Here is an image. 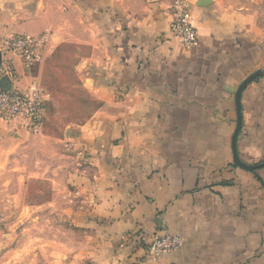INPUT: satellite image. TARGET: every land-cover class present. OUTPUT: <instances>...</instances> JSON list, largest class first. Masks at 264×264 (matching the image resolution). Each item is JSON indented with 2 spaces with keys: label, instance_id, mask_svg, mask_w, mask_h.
<instances>
[{
  "label": "crops",
  "instance_id": "crops-1",
  "mask_svg": "<svg viewBox=\"0 0 264 264\" xmlns=\"http://www.w3.org/2000/svg\"><path fill=\"white\" fill-rule=\"evenodd\" d=\"M188 2L190 49L169 35V0H0V90L39 86L5 50L10 36L45 35V52L89 50L79 77L100 108L63 139L76 147V224L92 264H264V169L239 168L231 150L235 93L264 71V0ZM240 103L238 158L262 163L264 72ZM38 134L0 118V176L25 169L32 142L53 139ZM165 234L181 245L153 262L147 247Z\"/></svg>",
  "mask_w": 264,
  "mask_h": 264
},
{
  "label": "rangeland",
  "instance_id": "rangeland-1",
  "mask_svg": "<svg viewBox=\"0 0 264 264\" xmlns=\"http://www.w3.org/2000/svg\"><path fill=\"white\" fill-rule=\"evenodd\" d=\"M15 37L21 36L6 40L7 52ZM45 45L39 46V59L29 66L16 56L27 75L38 74V85L48 95L41 132L53 139L32 142L23 157L25 169L0 176V264H92L87 231L76 224L81 204L70 180L77 172L76 147L63 139V132L76 133L100 108V101L82 87L79 77L78 55L86 56L89 50L62 43L45 52ZM64 148L68 158H59ZM59 160L63 171L44 175V168ZM28 174L33 177L28 179Z\"/></svg>",
  "mask_w": 264,
  "mask_h": 264
},
{
  "label": "built area",
  "instance_id": "built-area-1",
  "mask_svg": "<svg viewBox=\"0 0 264 264\" xmlns=\"http://www.w3.org/2000/svg\"><path fill=\"white\" fill-rule=\"evenodd\" d=\"M171 19L169 35L184 48L197 45L198 36L190 20L185 0H171ZM46 36L15 37L11 39L8 50L22 58L26 65L38 61V48L44 45ZM48 95L44 90L33 85L21 92L16 89L0 90V118L7 122L17 121L28 133L38 134L43 123L44 106ZM181 245L180 239L171 234L154 237L147 247L149 259L156 262L161 256L174 252Z\"/></svg>",
  "mask_w": 264,
  "mask_h": 264
},
{
  "label": "water",
  "instance_id": "water-1",
  "mask_svg": "<svg viewBox=\"0 0 264 264\" xmlns=\"http://www.w3.org/2000/svg\"><path fill=\"white\" fill-rule=\"evenodd\" d=\"M263 70H258L251 75H249L238 87L236 93H235V111H236V127L234 130V133L232 135L231 139V150H232V155H233V161L234 163L241 169L247 171V172H255L260 169H264V162L255 164V165H247L243 163L241 160H239L238 155H237V150H236V140L237 136L241 130V124H242V119H241V94L243 90L246 88L248 84L253 82L255 79L260 77L263 74ZM1 89H4L5 87V79L2 80L1 82Z\"/></svg>",
  "mask_w": 264,
  "mask_h": 264
}]
</instances>
